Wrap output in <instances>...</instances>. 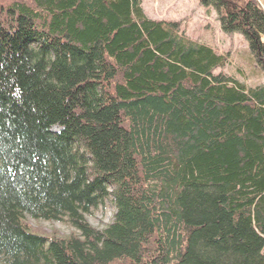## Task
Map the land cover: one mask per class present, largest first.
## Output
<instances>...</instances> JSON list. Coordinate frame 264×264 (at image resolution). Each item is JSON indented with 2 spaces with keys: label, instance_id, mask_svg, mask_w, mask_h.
<instances>
[{
  "label": "trees",
  "instance_id": "16d2710c",
  "mask_svg": "<svg viewBox=\"0 0 264 264\" xmlns=\"http://www.w3.org/2000/svg\"><path fill=\"white\" fill-rule=\"evenodd\" d=\"M200 3L264 71V0ZM180 26L142 0H0V264H264V84Z\"/></svg>",
  "mask_w": 264,
  "mask_h": 264
},
{
  "label": "rangeland",
  "instance_id": "374dc122",
  "mask_svg": "<svg viewBox=\"0 0 264 264\" xmlns=\"http://www.w3.org/2000/svg\"><path fill=\"white\" fill-rule=\"evenodd\" d=\"M146 15L155 20L179 22L182 30L193 40L206 43L221 55L228 57L222 69L230 76L248 86L264 84V71L256 63L245 37L241 33H226L222 30L218 14L213 8L201 5L200 0H142ZM114 208L109 202L93 210L86 217L91 225L103 228L111 222ZM34 231L57 232L67 235L72 232L65 221L28 220Z\"/></svg>",
  "mask_w": 264,
  "mask_h": 264
}]
</instances>
